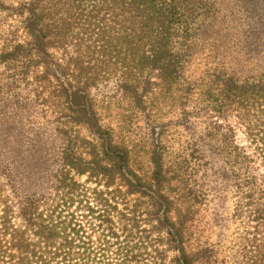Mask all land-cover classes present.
<instances>
[{
    "label": "trees",
    "instance_id": "trees-1",
    "mask_svg": "<svg viewBox=\"0 0 264 264\" xmlns=\"http://www.w3.org/2000/svg\"><path fill=\"white\" fill-rule=\"evenodd\" d=\"M240 4L254 64L191 77L212 0H0V264H264V0Z\"/></svg>",
    "mask_w": 264,
    "mask_h": 264
},
{
    "label": "rangeland",
    "instance_id": "rangeland-1",
    "mask_svg": "<svg viewBox=\"0 0 264 264\" xmlns=\"http://www.w3.org/2000/svg\"><path fill=\"white\" fill-rule=\"evenodd\" d=\"M6 1L14 2L17 0ZM212 2L216 5L217 17L212 21L206 35L202 36L195 47L196 52H194L190 59L187 71L188 75L191 77H196L202 74L203 71L209 67L229 66L233 60L239 66L244 65L243 71H246L249 69L248 67L254 64L253 60L243 62V52L245 49L243 48L244 43L240 35L246 33L247 25L245 21L247 18L244 16L243 11H241L240 0H212ZM0 18L1 21L4 22V25L13 22L11 17L5 13L0 12ZM18 34H20V30L18 31ZM205 36L209 37L208 41L203 39ZM233 56L235 58H233ZM113 102L114 100H111L110 104L112 105V108L115 106V103ZM169 118L170 114L168 113L163 116L165 121H168ZM142 124L144 125V122L141 123V125ZM175 138L174 135L171 136L173 143L175 142ZM183 138L184 137L182 136L181 139ZM175 146H177L176 142ZM216 204L220 215L219 226H215L212 222L208 215L209 210L206 212L205 224H203L202 221V225L204 232L207 235L210 233L212 241H220L221 247L225 249V247H229L232 244V225L228 220L230 202L226 199H223V201L218 199Z\"/></svg>",
    "mask_w": 264,
    "mask_h": 264
}]
</instances>
